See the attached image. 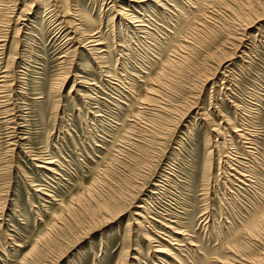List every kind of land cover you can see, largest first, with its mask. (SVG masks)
Returning <instances> with one entry per match:
<instances>
[{
    "label": "rangeland",
    "instance_id": "rangeland-1",
    "mask_svg": "<svg viewBox=\"0 0 264 264\" xmlns=\"http://www.w3.org/2000/svg\"><path fill=\"white\" fill-rule=\"evenodd\" d=\"M31 2L0 0V264L256 258L264 0Z\"/></svg>",
    "mask_w": 264,
    "mask_h": 264
},
{
    "label": "bare ground",
    "instance_id": "bare-ground-1",
    "mask_svg": "<svg viewBox=\"0 0 264 264\" xmlns=\"http://www.w3.org/2000/svg\"><path fill=\"white\" fill-rule=\"evenodd\" d=\"M32 2V4H34L35 2L37 3H39L40 2V0H31ZM57 1V0H56ZM130 1V3H131V5L133 6V7H135L136 5H138L137 7L139 8V13H141V14H144L145 12L147 13L148 12V7H152V6H154V4H156V5H159V4H161L160 3V0H149L150 1V3H149V6L148 5H143V3H145L147 0H129ZM152 3H154V4H152ZM55 4V3H54ZM53 4V5H54ZM152 4V5H151ZM217 4V3H216ZM37 5V4H36ZM155 5V6H156ZM222 5V4H221ZM162 7H163V3H162ZM228 7V6H227ZM230 7V6H229ZM164 8V7H163ZM221 8V7H220ZM230 8H233V7H230ZM243 8L241 7V6H238L237 8L235 7V9H234V12H233V14H237V15H241L242 13H241V11L240 10H242ZM232 10V9H231ZM36 11V10H35ZM150 11V10H149ZM233 11V10H232ZM231 11V12H232ZM217 12H219V11H217ZM27 13H29V12H27ZM145 13V14H146ZM133 13H128V12H126V13H122V17L126 20V21H129V22H133V21H135V20H133L134 19V15H132ZM215 14V13H214ZM232 14V13H231ZM217 15V14H216ZM218 15H219V13H218ZM86 16V15H85ZM236 16V15H235ZM216 17H219V16H216ZM238 17V16H237ZM87 18H89L88 16H87ZM87 18H86V20H87ZM236 18V17H235ZM207 19V18H206ZM205 19V20H206ZM211 19V18H210ZM218 19V18H217ZM237 19V18H236ZM240 19V18H239ZM31 20V19H30ZM203 20V19H202ZM201 20V21H202ZM238 20V19H237ZM200 21V22H201ZM208 21V20H207ZM218 21V20H217ZM204 23H206V25H207V22H204ZM223 23V22H222ZM227 23V22H226ZM28 24V23H27ZM198 24V23H197ZM201 24H202V22H201ZM214 24V23H213ZM221 24V23H220ZM68 25V24H67ZM141 25V24H140ZM203 25V24H202ZM208 25H209V23H208ZM211 25V24H210ZM215 25V24H214ZM223 25H225V23L223 24ZM28 26V25H27ZM213 26V25H212ZM230 26V25H229ZM78 27H79V25H78ZM222 27V26H221ZM195 28V27H194ZM223 28V27H222ZM38 29V28H37ZM77 29V28H76ZM80 29V28H79ZM78 29V30H79ZM195 29H198V28H195ZM202 29V28H201ZM137 30H139V32H145V30H144V28H138V29H136V31ZM200 30V29H199ZM226 30V29H225ZM84 31V30H83ZM201 31V30H200ZM85 33V32H84ZM90 32H88V34H89ZM87 35V34H86ZM90 35V34H89ZM85 36V35H84ZM88 36V35H87ZM97 37V36H96ZM240 37V36H239ZM238 37V38H239ZM89 40V41H88ZM87 41H88V43H89V46H91L92 47V49L91 50H96L97 49V46L98 45H100L101 44V42H100V40L99 39H97V38H95L94 36H93V34H92V36H89V38L87 39ZM5 42V40L3 39V38H1L0 39V48H3L4 47V43ZM87 43V44H88ZM86 45V44H85ZM233 45V44H232ZM182 46V45H181ZM190 46V45H189ZM183 47L184 48H187V47H185V45H183ZM237 47V46H236ZM90 48V47H89ZM88 48V49H89ZM98 50H101V49H98ZM1 51V50H0ZM97 51V50H96ZM88 52V51H87ZM91 52V51H90ZM2 53V52H1ZM94 53V52H93ZM99 53H101V51H99V52H97V53H95L94 55H95V57L93 58V59H98V58H100V54ZM84 55V54H83ZM223 62V61H222ZM221 62V63H222ZM174 63H175V61H174ZM177 63V62H176ZM172 66H175V64H172ZM176 67V66H175ZM178 68V67H177ZM5 71V70H4ZM4 71H2V74H1V79L3 80V78L5 77L6 78V76H7V74H5L4 73ZM8 71V70H7ZM2 80H0V81H2ZM5 82V81H4ZM3 83V82H2ZM151 93V92H150ZM154 94V93H153ZM151 98V97H150ZM153 100V99H152ZM7 104V103H6ZM33 157V156H32ZM48 157V156H47ZM33 159V158H32ZM45 160V159H44ZM43 161V160H42ZM47 162V161H46ZM43 163V162H42ZM50 163H51V161H50ZM41 164V163H40ZM60 164V163H59ZM44 166V165H43ZM41 167V166H40ZM42 168V167H41ZM46 168V171L48 170V171H51L52 172V170H53V167L52 166H49V165H47V167H45ZM43 170H44V168H43ZM53 173H54V171H53ZM47 174V173H46ZM143 187V186H142ZM41 188V187H40ZM139 188V187H138ZM141 188V187H140ZM87 195H88V197H87ZM87 195H82V196H79V197H77V204H79L78 206L80 207V204H81V207L83 206V208L85 207V209H86V211H85V213L88 215V218L90 219V221L92 222V205L90 204V203H87L88 201L89 202H91L92 203V190H90L88 193H87ZM83 197V198H82ZM84 197H86V198H84ZM82 198V199H81ZM84 201V202H83ZM105 205H103V209H106L107 208V204L106 203H104ZM70 207V206H69ZM80 207V208H81ZM114 207V206H113ZM67 208V207H66ZM115 208V207H114ZM117 208V207H116ZM115 208V209H116ZM110 209V208H109ZM114 209V210H115ZM111 210V209H110ZM65 211V210H64ZM68 213V212H67ZM264 213V211L261 213V214H263ZM136 215H137V213H135ZM70 215V214H69ZM257 217V216H256ZM258 218V217H257ZM256 218V219H257ZM263 218H264V215H263ZM262 217L260 218V221L263 219ZM258 220V219H257ZM257 220L253 223V225H252V227L250 228H248V231L249 232H247V233H249L250 234V236L252 235V237L254 236V237H258V235H260V228H262L261 227V225L259 226V222H257ZM65 221V220H64ZM254 221V220H253ZM136 222V221H135ZM259 223V224H258ZM65 229V228H64ZM263 231V230H262ZM252 237H250V238H252ZM263 247H264V245H263ZM155 250V249H154ZM156 252H161V250H159V249H157L156 248V250H155ZM164 252V251H163ZM258 256H255L256 258H252V256L250 257V258H246L245 259V263L243 262L242 264H264V248H263V250L259 253V254H257ZM258 257V258H257ZM134 259H138V257L137 256H134L133 257ZM250 259V260H249ZM35 260V259H34ZM34 260H31L30 262H28V264H34ZM41 262V261H40Z\"/></svg>",
    "mask_w": 264,
    "mask_h": 264
}]
</instances>
